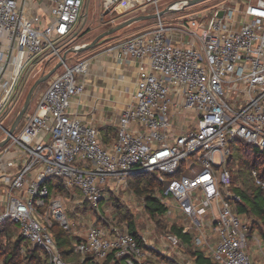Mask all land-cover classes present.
<instances>
[{
  "label": "built area",
  "instance_id": "obj_1",
  "mask_svg": "<svg viewBox=\"0 0 264 264\" xmlns=\"http://www.w3.org/2000/svg\"><path fill=\"white\" fill-rule=\"evenodd\" d=\"M39 1L0 0V114L23 80L70 47L85 3ZM173 2L102 5L119 14L148 3L152 12L177 7ZM105 51L136 73L130 100L115 114L114 138L104 143L91 109L78 107L89 58L64 61L0 146V244L20 236L45 264H172L184 250L170 231L176 226L212 264H256V256L264 264V236L235 209L239 195L227 167L233 138L264 149V0H217L170 22L160 16L152 28L113 40ZM6 129L0 123V140ZM144 172L162 184L154 196L165 210L155 214L166 232L133 235L126 223L118 227L84 209ZM251 174L264 191V181ZM50 178H56L51 192ZM54 226L76 257L61 256ZM185 263L196 264L193 256Z\"/></svg>",
  "mask_w": 264,
  "mask_h": 264
},
{
  "label": "rangeland",
  "instance_id": "obj_2",
  "mask_svg": "<svg viewBox=\"0 0 264 264\" xmlns=\"http://www.w3.org/2000/svg\"><path fill=\"white\" fill-rule=\"evenodd\" d=\"M172 1L174 0H159L160 5H163L165 2ZM216 1L217 0H205L203 2L185 7L178 11L167 12L161 15V19L164 22L183 19L194 11L203 9L207 5L212 4ZM152 11L153 5L148 3L144 7L135 8L133 10H129L128 12L118 14L115 12H110V10L103 9L102 0H85L83 8L79 11L76 31L73 33V38L70 40L69 45H81L83 43L90 42L97 34L109 28L110 26L124 20L125 18L136 14L149 13ZM155 23L156 18L134 22L129 26L115 32L97 46L77 53H68L65 62L69 65H72L85 57H89L94 51L98 50L99 48L110 45L114 39L118 40L120 38L122 39L125 37H129L144 29L152 28ZM53 64H51V62H47V64L42 68L34 70V72H36L35 76H30L22 81L19 94L10 103V106L0 114V123L3 127H9L23 102L25 93L27 92L34 79L37 78L40 74L46 72L53 66ZM47 80L42 81L36 86L31 96L29 105L15 130H17L21 126L24 118L32 113L39 95L47 86ZM111 129L113 130V128ZM109 133L112 135V132L109 131ZM1 134L2 133L0 130V136ZM1 149L2 148H0V151ZM240 164L244 165L243 163ZM231 165L234 167V173H238V175L235 177L236 179H234L233 184L231 185V188L232 186L239 188L243 187L248 190L247 187L249 185H253L252 177H250L248 173V175L245 174L244 176H242V174L244 173V168L240 167V169H238V167L236 166V160H233L231 162ZM156 179V176L152 178V182L150 184H148V182L137 183L132 180L124 187H119L117 191L106 194L105 197L98 202L96 207L94 206L90 208L87 203H85L83 207L90 213H93L95 209L98 213H102L103 216L113 218L115 224L118 227H122L128 221V218H130L134 223L136 231H144L146 233L148 231L153 237H155L156 235H161L162 233L167 231L168 225L160 220L155 213L151 215L144 206V195L147 194V191H144V188H150L153 191H157L158 187L156 186V184H154V180L156 181ZM55 180L56 178H50V180L46 182L50 192L52 191L51 185L55 182ZM76 194H80V191L76 190ZM93 218L95 219V215L93 217L91 216V219ZM180 251L181 256L177 257L176 260L172 262V264H186L185 262L187 261V259L193 256L192 250L181 249ZM165 253H167V250H165ZM164 256H161L160 259L164 260L166 258ZM167 260L170 259L167 258Z\"/></svg>",
  "mask_w": 264,
  "mask_h": 264
},
{
  "label": "trees",
  "instance_id": "obj_3",
  "mask_svg": "<svg viewBox=\"0 0 264 264\" xmlns=\"http://www.w3.org/2000/svg\"><path fill=\"white\" fill-rule=\"evenodd\" d=\"M107 140V138L103 137L104 143H106ZM228 147L230 153L227 160V167L231 171L232 184L234 179H236L235 177L238 175V173H234L233 171L234 167L231 165L233 160H236V166L238 169H240V167L244 168V173L242 176L249 174L250 177H252L251 173L253 170H255L257 177L264 181V149L260 148L256 144L246 143L236 138H233L229 141ZM240 163H243L244 165H241ZM155 176L156 175L152 172L139 173L129 176L127 178V183L129 184V182L133 180L137 183L148 182V184H150L152 182V178ZM154 184H156L158 188H161L162 186V184L157 179L156 181L154 180ZM247 189L248 190L243 187L239 188L232 186V190H235L234 192L239 195V200L234 202L235 209L239 212L243 211L248 216H250L252 218L251 229H256L264 236V191L259 186L255 185L254 180L253 185H249ZM144 191H147V194L144 195V206L147 211L151 215H153L155 212H163L165 207L160 203L158 198L154 196V191L150 188H144ZM126 224L128 232L135 235L136 229L133 221L128 218ZM52 231L54 238L59 245L61 256L67 260L76 257L75 254L71 253V249L68 245L69 239L66 234L56 226H54ZM170 231H173L178 236H180L186 250H191L189 234L181 232L180 228H177L176 226L170 227ZM21 246L25 248V253L23 255L19 253V248ZM192 255L196 264H212L197 251H192ZM0 258L4 260L5 264H20L23 262L26 264H45L44 261L38 256V250L35 248H30L20 236L14 237L4 245L0 244Z\"/></svg>",
  "mask_w": 264,
  "mask_h": 264
},
{
  "label": "crops",
  "instance_id": "obj_4",
  "mask_svg": "<svg viewBox=\"0 0 264 264\" xmlns=\"http://www.w3.org/2000/svg\"><path fill=\"white\" fill-rule=\"evenodd\" d=\"M41 7L37 6L36 9L45 10L44 6ZM88 58L87 74L83 76L86 91L83 96L77 98L79 99L78 107L91 109L93 123L101 139L107 138L106 143H108L114 138L115 114L121 111L130 100L136 75L135 67L131 63L117 62L113 53L106 52L105 47L94 51ZM183 248L186 250L184 244ZM253 260L256 264H262L259 256L254 257Z\"/></svg>",
  "mask_w": 264,
  "mask_h": 264
},
{
  "label": "water",
  "instance_id": "obj_5",
  "mask_svg": "<svg viewBox=\"0 0 264 264\" xmlns=\"http://www.w3.org/2000/svg\"><path fill=\"white\" fill-rule=\"evenodd\" d=\"M205 0H175L174 4H177V7H172V4H166L163 8H161L158 11L155 12H149V13H141V14H136L133 16H130L128 18H125L124 20L110 26L109 28L103 30L99 34H97L90 42L83 43L81 45H73L67 48L60 56L58 60L53 64L51 68H49L46 72L40 74L37 78L34 79L30 87L28 88L27 92L25 93L23 102L18 109L16 115L14 116L12 122L10 123L9 127L6 129V136L0 140V146L5 143V141L9 138V135L12 134L20 120L22 119L28 105L31 99V96L36 88V86L41 83L42 81L47 80L65 61L66 56L68 53H77L81 52L84 50H87L89 48H92L94 46H97L101 44L106 38L110 37L112 34L115 32L129 26L130 24L134 22H140L143 20H148L152 18H158L162 14L167 13V12H172V11H178L181 10L185 7H189L191 5H195L197 3L203 2ZM221 12H219L220 14Z\"/></svg>",
  "mask_w": 264,
  "mask_h": 264
},
{
  "label": "bare ground",
  "instance_id": "obj_6",
  "mask_svg": "<svg viewBox=\"0 0 264 264\" xmlns=\"http://www.w3.org/2000/svg\"><path fill=\"white\" fill-rule=\"evenodd\" d=\"M175 6V5H174Z\"/></svg>",
  "mask_w": 264,
  "mask_h": 264
}]
</instances>
